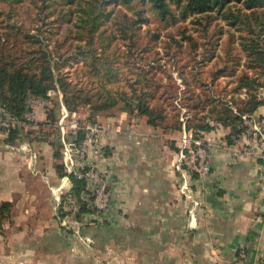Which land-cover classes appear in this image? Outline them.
I'll return each instance as SVG.
<instances>
[{
	"label": "crops",
	"instance_id": "crops-1",
	"mask_svg": "<svg viewBox=\"0 0 264 264\" xmlns=\"http://www.w3.org/2000/svg\"><path fill=\"white\" fill-rule=\"evenodd\" d=\"M57 115L58 108L39 110L35 130L18 129L10 138L0 133V204L13 207L15 200L19 206L21 197L25 202L30 197L29 212L11 220L21 231L2 239L10 226L1 225L0 245L7 243L8 252L15 254L18 246L31 253L23 256L30 263L67 255L72 264H236L243 250L246 264H262L264 161L234 160L220 144L219 149L211 148L210 173L191 179L199 202L192 218L190 200L180 193L181 173L175 168L182 131L163 132L148 125L146 117L126 112L98 117L102 122L122 121V133L103 143L109 208L76 219L74 227L82 226L80 219L89 220L80 235L66 231L55 217L52 192L63 180L56 170L60 157L54 158L60 147L46 124ZM253 115L264 117V103ZM204 133L230 144L228 128ZM232 139H237V147L245 142L242 135ZM38 188L44 198L34 192ZM70 190L63 187L65 193Z\"/></svg>",
	"mask_w": 264,
	"mask_h": 264
},
{
	"label": "trees",
	"instance_id": "trees-1",
	"mask_svg": "<svg viewBox=\"0 0 264 264\" xmlns=\"http://www.w3.org/2000/svg\"><path fill=\"white\" fill-rule=\"evenodd\" d=\"M37 7L40 13L45 12L44 17L52 16L50 24H64L67 34H73L79 43L93 47V40L98 35L103 43L100 49L104 53L111 49L112 44L117 50L122 45L129 56L137 58L139 54L141 64L146 65L134 72L135 81L125 79L129 88L126 92L117 83L120 80L119 69L113 67V60L93 57L92 51L95 50L87 54L79 46L77 49L82 61L89 66L90 75L97 79L98 88L93 93L96 87L90 90L76 88L67 75L60 73L59 63H55L37 35L21 32L16 24L7 25L6 28H16V31L9 32L11 37L20 35L27 46L15 55L13 49L11 52L12 47L8 48L6 43L0 45V106L14 118L19 119L27 110L31 98H46L49 91L58 90L68 111L75 112L80 106L86 107L89 120H96L103 113L110 116L126 112L146 117L148 125L163 132L180 131L179 110L172 106L177 95V92L174 93L176 88L164 86L161 78H156L155 73L145 68L152 62L146 55L150 47H141L134 40L143 33L141 26L148 24L147 15H152L165 27L178 26L179 38L168 35L167 50L191 53L195 71L208 62L219 60V69L212 73L211 82L225 77L229 78L227 84L232 85L229 92L223 88L216 93L210 92V84L195 81L200 93L193 96V91L189 90L184 99L188 111L194 112L186 121V130L197 134L218 127L228 128L226 138L232 143V138H238L245 130L242 116L252 115L264 103V0H42L41 6ZM2 14L10 20L15 12ZM186 21L190 22L196 35L181 25ZM109 24L113 28L108 27ZM38 31L42 36V31ZM106 31L107 34L104 33ZM149 36L150 41L159 39L157 32ZM218 47H225L221 54L216 52ZM75 57L68 58L76 60ZM56 60L61 64L68 62L63 56ZM157 67L165 71L164 66ZM182 82L188 90L190 83L186 79ZM114 84H118L115 89ZM91 86L94 87V84ZM241 94H244L243 98ZM168 102L171 103L168 105ZM17 130H11L8 137H14ZM59 157L60 151L57 150L54 158ZM62 169V165H56L58 174L63 177ZM69 179L72 187L63 199L76 201L78 210L75 218L79 219L92 210L87 200L81 198L85 182L72 175ZM11 207L8 202L0 204V226L9 219Z\"/></svg>",
	"mask_w": 264,
	"mask_h": 264
},
{
	"label": "rangeland",
	"instance_id": "rangeland-1",
	"mask_svg": "<svg viewBox=\"0 0 264 264\" xmlns=\"http://www.w3.org/2000/svg\"><path fill=\"white\" fill-rule=\"evenodd\" d=\"M41 4H42V0H21L20 2H15L14 0H0V23H1L0 45L6 43L8 48L12 47L11 52L13 49V53L15 55H19L22 49H26L27 47L26 43L22 40L20 35H16V38H14L11 37V35L9 34L11 30L16 31V28L13 27L15 26L14 24H16V27H19L21 32L24 33L27 32L33 35H37L38 39L40 41H43L44 44L43 46H45L47 51L51 53V56L54 57L55 63L56 64L59 63L60 73L67 75L68 78L73 82V84L76 85V88L90 90L96 87L95 89L92 90V92L94 93V91L95 90L97 91L98 88V84L96 82L97 79L94 78V76L90 75L88 68L89 66H87L82 61L83 59L80 57L81 55L79 54L80 52L77 48L81 46L82 47L81 49H84L83 51H86L87 54L93 49L95 50L92 51L93 57H100L102 59L108 57L109 60H113V67L119 69L118 75L120 77V80L117 83L121 85L122 89L128 92L129 88L128 85L125 83V79H129L131 82L135 81L136 75L134 74V72H137V69L142 68L143 65H146V63L141 64V58L139 54H137V58L134 55L129 56L125 52L126 48H123L122 45H119L118 46L119 50H117L115 49L114 44H112L110 50L104 53L100 49L102 40L98 35L93 40L94 41L93 47L92 46L90 47L88 46V44H84L83 42L79 43L78 39H76L73 34L70 35L67 34V32L65 31L66 26L64 24L61 25L59 23L50 24V21L52 20V16L44 17L43 13L45 12L40 13V9L37 6L40 7ZM8 11H11V13L15 12V14L12 16L10 20L6 17L5 14H2ZM146 17L149 21L148 24L141 26V30L143 33L140 36H136L134 40L137 41L141 47L142 46L144 47V45L150 47V50H148L149 53L146 55L148 61H152V62L148 66H145V68L151 70L152 73H155L154 75L156 76V78L158 77L161 78L162 84L164 86L170 87V85H172L174 89L176 88V91L174 90V93L177 92V95L175 99L172 101V106L175 107L176 110H179V117H178L179 119L182 116L183 111H185L183 114L186 116L188 115L189 119L194 114V112L188 111V109L185 107L184 99L187 97L188 95L187 91L189 90L193 91L192 94L193 96L198 95L200 93V88L198 87L197 82L195 81H201L207 85L210 84L209 85L210 92L214 91L216 93H219V91L222 90L223 88H225L227 92L230 91L232 85L227 84L229 78L221 77L211 82L212 73L215 72L217 69H219V60L217 61V59H215L212 62H208L207 65L202 66L200 70L195 71L193 69L194 60L192 59L193 55L191 53L189 54L186 53L185 51L184 52L179 51L178 53H175L174 50L171 51V50H167L166 48L168 35H174L175 38H179L177 33L178 26L165 27L163 26L162 22H160L152 15H147ZM7 25H13V26L6 28L5 26ZM181 25L186 26L189 29V32L192 33L193 35L197 34V32H195V30L192 28L189 21L183 22ZM108 27L113 28L111 24H109ZM38 30L42 31L43 33L42 36L41 34H39ZM147 30H149L148 33L146 32ZM107 32L108 31L104 33L107 34ZM154 32H157L159 34V39L156 41H150L151 37L149 35H152ZM224 49L225 47H222L220 49L218 47V50L216 52L218 54H221ZM60 56H63V58L67 59L68 62L61 64L58 60H56L59 59ZM70 56L71 57L76 56L75 57L76 60H72L71 58H68ZM240 56L242 55L240 54ZM243 60L244 58H242L241 60L242 63L244 62ZM151 66H155L156 68L155 67L153 68ZM157 66H164L165 68L163 67L161 68H163L165 71L160 70L159 67ZM239 69L242 70L243 68L239 67ZM195 72L196 73L200 72V73L196 78H193V75H196ZM183 79H186L190 83L188 90L185 89L186 87L182 82ZM169 81L172 83H169ZM92 84H94V87L91 86ZM118 84H114L115 86L113 88L115 89V87H117ZM58 92L62 95L60 91ZM168 93H170V91ZM240 97L243 98L244 94H241ZM60 99L62 100V98L56 97L55 103L59 102ZM227 99H229L228 96ZM170 103L168 102V105ZM55 108H57L56 105L54 106L53 109ZM75 113L78 115L80 121L89 119V112L86 107L83 106L78 107ZM118 114L119 113H115L113 115H118ZM100 116H106V113L99 115V117ZM96 120H99V118H97ZM51 128H52L51 129L52 136L54 137L56 136L57 138L58 131L54 127ZM34 192L38 194L39 198L45 197L44 192L39 188L36 189V191ZM181 194L184 195L183 193ZM66 195L67 193L61 195L60 202H62V206L60 205L55 206V211H54L56 215L55 217L59 222V224L63 221L64 224L62 228H64L66 231H70L73 234L80 235L81 227L84 226V223L88 224L89 220L82 221L80 219L78 220V222L82 223L80 224L82 226L74 227V221L76 220L75 215L78 210V206L76 204H71L69 199H63L65 198ZM49 199L51 202V197ZM19 201H20L19 206L17 205V202L15 200L13 201V207H11L9 219H6L5 222L4 221L2 222V225H4L5 223V226L8 225L10 226L4 229V235L2 236V239L6 238V235L9 234L11 235L12 233L17 234L19 230L21 231L23 229L21 227L18 228L19 229L18 230L15 227L16 225L14 224V222L12 223L11 220L13 218L16 219V217L21 218V216L29 212V206H27V204H29L30 202V197L28 198L27 202H25V198L23 197H21ZM34 202H36V200ZM1 229H3L2 226H0V230ZM25 229L29 230V228H25ZM76 244L77 243H73V246H76ZM2 246L4 247V251L0 250V264H72L73 262L72 257L67 255H62V257L59 259H57V257L47 260L37 258L35 259V261H32V263H30L31 262L30 258L28 260H25L23 258L24 255L31 256L30 252L26 254L24 253V250H20L19 247L16 245L18 249L15 251L14 254L13 252L12 253L8 252V250L10 251V249L8 248L9 245L7 243H5L4 245L1 244L0 249Z\"/></svg>",
	"mask_w": 264,
	"mask_h": 264
},
{
	"label": "built area",
	"instance_id": "built-area-1",
	"mask_svg": "<svg viewBox=\"0 0 264 264\" xmlns=\"http://www.w3.org/2000/svg\"><path fill=\"white\" fill-rule=\"evenodd\" d=\"M56 97L62 98V95L58 91H49L46 98H31L28 101L27 110L19 119L12 117L0 106V133L6 137L13 129L35 130L38 111L51 110L56 105L58 115L55 122L46 121V124L58 131L57 141L64 173L61 184L52 191L56 205H60L61 195L69 193L63 192V187L66 185L72 187L69 179L72 175L85 182V190L81 198L87 200L95 214L103 213L109 208L111 201L107 172L103 166L105 160L103 143L114 135L122 133V121L120 119L115 122L89 119L80 121L75 112L66 109L61 99L55 103ZM183 113L179 119L182 134L178 139L175 168L181 173L179 188L181 193L190 200V214L193 218V211L199 202L193 196L190 187L191 179L192 177L202 179L210 173V149H219L220 144L234 160L251 158L264 161V117L253 114L242 116L245 126L242 136L245 142L237 147V139H233L230 144H222L219 138L208 137L204 132L195 134L193 130H186L185 125L189 117ZM237 256L236 264H246L247 254L243 250H239ZM261 262L264 264V260Z\"/></svg>",
	"mask_w": 264,
	"mask_h": 264
}]
</instances>
